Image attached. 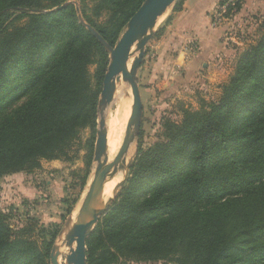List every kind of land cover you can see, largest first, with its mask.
I'll return each mask as SVG.
<instances>
[{"label":"trees","instance_id":"trees-1","mask_svg":"<svg viewBox=\"0 0 264 264\" xmlns=\"http://www.w3.org/2000/svg\"><path fill=\"white\" fill-rule=\"evenodd\" d=\"M64 1L0 0V177L69 158L81 129L95 131L108 51L72 4L31 13ZM144 1L98 0L94 13L111 17L95 27L113 45ZM164 125L88 238V264H264V33L218 99ZM8 220L0 213V264H50L54 238L39 243Z\"/></svg>","mask_w":264,"mask_h":264},{"label":"rangeland","instance_id":"rangeland-1","mask_svg":"<svg viewBox=\"0 0 264 264\" xmlns=\"http://www.w3.org/2000/svg\"><path fill=\"white\" fill-rule=\"evenodd\" d=\"M179 1L182 0H176L159 19L147 44L144 61L138 69L137 82L140 86L144 106L143 121L139 133L132 141L127 156H125L127 161H130V165L124 176L125 178H123V185L117 189L116 199L121 196L124 187L128 183L131 166L139 156L140 147L147 149L156 141L162 139L166 130L164 124L167 120L182 123L188 111H200L202 108H207L211 101L218 99L222 87L235 75L240 55L255 45L264 33V0H233L230 5L232 7L231 11L227 12L228 9H226L222 15L219 13V6H221L219 4L213 12L212 24L218 28L222 27L223 51L215 56L213 67L207 73H200L191 78L183 73V68L180 69L175 66L177 71L173 72L172 70L168 78L159 77L154 71V63L159 57L155 42L162 39L165 26L169 22L172 13L181 6L178 5ZM237 1H241L242 4L239 11L236 8ZM97 2L98 0H66L62 5H74L80 23L83 21L98 31L94 24L104 25L111 17V12L105 9L102 11V15H96L93 9ZM57 7L59 6L40 11L32 10L31 13H52L58 10L55 9ZM88 17L92 18L93 24L88 20ZM28 21L29 18L26 17L15 22V25L27 23ZM84 26L86 27V25ZM126 26L127 24L123 27L112 46L116 44ZM106 50L110 56L109 50ZM135 50L136 47H134L133 53H135ZM131 59L133 64L134 57L132 56ZM89 70L94 76L97 64H91ZM23 77L20 75L19 80ZM118 87L119 92L122 89L124 90L122 96L124 100L126 98V101L130 103L132 111L133 94L130 84L122 78ZM28 98L29 94H24L13 105V108L25 102ZM114 102H111V108H114ZM111 103L99 107L94 132L90 127L81 129L79 138L73 141L69 149V158L43 159L41 167L32 172L19 171L0 177V213L9 215V226L14 231L23 226L33 227L34 231L31 236L39 243H42L45 238L51 239L53 237L50 254L54 244L59 243L62 235L66 232L71 214L75 211L78 203H81L92 181L97 165L94 160V149L99 120L102 115L107 118V109ZM90 140L93 143L92 150L89 149ZM90 152L92 153V159L88 163ZM66 200L70 202L74 200L70 213L68 212L70 204ZM112 206L113 204L106 212ZM61 257L62 262L66 261L64 254ZM63 264H67V261ZM122 264L164 263L128 262Z\"/></svg>","mask_w":264,"mask_h":264},{"label":"water","instance_id":"water-1","mask_svg":"<svg viewBox=\"0 0 264 264\" xmlns=\"http://www.w3.org/2000/svg\"><path fill=\"white\" fill-rule=\"evenodd\" d=\"M175 2L176 0H145L131 16L124 32L114 46L108 43L94 27L82 21L110 52V62L103 81L98 111L100 106L104 107L113 101L118 84L121 82L122 78L128 82L132 88L133 102L131 115L126 126L121 147L113 161L107 165H105V162H107L105 157L107 118L104 115L100 117L94 149V160L97 163L96 170L84 198L81 203H79V208L83 210V215L81 219L75 221L72 225L69 220L66 232H64L65 237L63 242L70 246V252L65 256L67 264H88L87 240L102 215H104L106 210L116 199L115 194L104 208L97 203L101 187L108 173L127 154L132 141L141 129L144 106L140 86L137 82L138 69L144 61L147 44L152 37L151 34L153 29L158 24L159 19ZM62 7H64V5L55 9H60ZM134 46H136L135 53H133L132 50ZM132 55H135V57L131 69H129L128 64ZM122 185L123 183L121 182L117 187L119 188ZM61 255L62 250L60 244H54L50 254L51 264H60Z\"/></svg>","mask_w":264,"mask_h":264},{"label":"crops","instance_id":"crops-1","mask_svg":"<svg viewBox=\"0 0 264 264\" xmlns=\"http://www.w3.org/2000/svg\"><path fill=\"white\" fill-rule=\"evenodd\" d=\"M221 1H180L181 6L172 13L162 39L155 42L159 53L154 63L157 76L168 78L178 66L187 77L194 78L213 67L215 56L223 51L222 27L212 24L213 12Z\"/></svg>","mask_w":264,"mask_h":264},{"label":"bare ground","instance_id":"bare-ground-1","mask_svg":"<svg viewBox=\"0 0 264 264\" xmlns=\"http://www.w3.org/2000/svg\"><path fill=\"white\" fill-rule=\"evenodd\" d=\"M136 47V46H134ZM133 47V49H134ZM132 49V50H133ZM137 55V53H136ZM135 57V55H132ZM132 58V57H131ZM132 59L129 60L128 68L131 69ZM122 81V80H121ZM119 89V87H118ZM118 89L115 92L116 99L115 101L110 105V107L106 110L108 113L107 116V138H106V149H105V157L107 159V162H105V165L109 164L115 156L117 155L121 144L123 142L126 126L130 117L131 112V105L126 101V98L124 100L122 94L124 90L122 89L120 92ZM127 156V155H125ZM123 157V159L115 165L110 172L108 173L98 196V205H100L102 208H104L111 199L115 196L117 192V186L123 181V178H125V174L127 172V168L129 166L130 161H127V157ZM83 210L79 208V203L73 214H71V225L82 218ZM65 234V233H64ZM64 234L62 235L59 244L61 246L62 254L65 256L70 252V246L66 245L64 241ZM57 241V242H58ZM75 246V244H74ZM62 256V255H61ZM64 259V258H63ZM62 257H60V264L66 263V261L62 262Z\"/></svg>","mask_w":264,"mask_h":264},{"label":"built area","instance_id":"built-area-1","mask_svg":"<svg viewBox=\"0 0 264 264\" xmlns=\"http://www.w3.org/2000/svg\"><path fill=\"white\" fill-rule=\"evenodd\" d=\"M232 1L233 0H227V2L226 3H224V4H221V6H219L220 7V10H219V13L222 15L223 14V12H224V10L226 11V9H227V7H229L228 5H231L232 4Z\"/></svg>","mask_w":264,"mask_h":264}]
</instances>
